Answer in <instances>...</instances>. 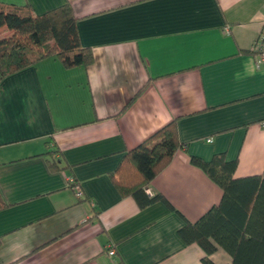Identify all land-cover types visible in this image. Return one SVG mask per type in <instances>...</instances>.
<instances>
[{
	"label": "crops",
	"instance_id": "crops-1",
	"mask_svg": "<svg viewBox=\"0 0 264 264\" xmlns=\"http://www.w3.org/2000/svg\"><path fill=\"white\" fill-rule=\"evenodd\" d=\"M0 3L35 15L70 5L93 56L74 69L48 58L0 84V264H203L179 230L222 192L190 158L225 154L234 178L264 177V65L252 53L264 0ZM174 120L183 146L144 189L166 202L140 209L116 171ZM209 259L231 264L222 249Z\"/></svg>",
	"mask_w": 264,
	"mask_h": 264
},
{
	"label": "trees",
	"instance_id": "trees-1",
	"mask_svg": "<svg viewBox=\"0 0 264 264\" xmlns=\"http://www.w3.org/2000/svg\"><path fill=\"white\" fill-rule=\"evenodd\" d=\"M4 35L9 36L0 39V84L48 58H55L65 69L93 63L91 50L80 45L70 5L35 15L28 5L0 3V37ZM182 146L174 120L126 152L115 174L121 194L132 197L140 209L166 202L160 195L148 197L144 189ZM190 160L220 188L222 196L195 223H186L179 230L180 238L203 250V264H213L209 256L218 249L229 255L231 264H264V177L234 178L238 162L227 160L225 154L209 161ZM3 206L0 202V209Z\"/></svg>",
	"mask_w": 264,
	"mask_h": 264
},
{
	"label": "built area",
	"instance_id": "built-area-1",
	"mask_svg": "<svg viewBox=\"0 0 264 264\" xmlns=\"http://www.w3.org/2000/svg\"><path fill=\"white\" fill-rule=\"evenodd\" d=\"M252 50L254 53L255 66L256 68H260L262 65H264V28L257 36ZM260 126L264 128V120L260 122ZM207 142H211V140H207ZM68 181L71 185V188L76 193V196L80 197L81 196L80 187L72 179L69 178ZM106 253L110 257H113L115 255L114 249H112L111 247L106 248Z\"/></svg>",
	"mask_w": 264,
	"mask_h": 264
}]
</instances>
